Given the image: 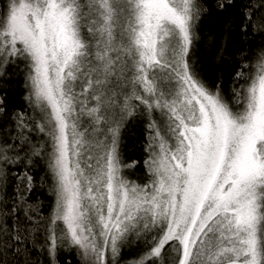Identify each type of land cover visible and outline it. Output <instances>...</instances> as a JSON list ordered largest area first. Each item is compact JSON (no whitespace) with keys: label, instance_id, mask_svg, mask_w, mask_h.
I'll use <instances>...</instances> for the list:
<instances>
[{"label":"snow or ice","instance_id":"1","mask_svg":"<svg viewBox=\"0 0 264 264\" xmlns=\"http://www.w3.org/2000/svg\"><path fill=\"white\" fill-rule=\"evenodd\" d=\"M207 11L197 0L0 6V77L24 63L37 121L33 129L13 113L15 135L0 129V264H60L59 253L73 249L80 264H160L169 250L171 264H264V0L244 4L243 26L260 46L256 63L243 66L255 71L237 72L231 100L190 57ZM233 23L226 19V34ZM137 112L150 133L144 185L124 178L118 152L121 123ZM84 115L90 124L80 131ZM45 153L52 182L43 177L42 187L54 197L47 216L30 202L27 171L11 173L8 191L10 169ZM141 245L125 260L124 249Z\"/></svg>","mask_w":264,"mask_h":264},{"label":"trees","instance_id":"2","mask_svg":"<svg viewBox=\"0 0 264 264\" xmlns=\"http://www.w3.org/2000/svg\"><path fill=\"white\" fill-rule=\"evenodd\" d=\"M7 0H0V6L4 5ZM203 4L208 11L203 13L195 26V38L193 46L190 50L191 60L195 62L196 68L209 84L223 83L225 97L229 100L232 98V86L238 71L243 70L246 73L254 72V68L243 67L244 65H254L256 56L259 52L260 37L253 36L252 29L249 26L244 28L242 23V13L244 4L248 0H235V3L228 7L225 11L216 9V0H197ZM258 2V0H257ZM232 19V31L225 33V21ZM248 32V36L244 32ZM223 48V54H221ZM27 71L24 63L21 61L16 65H9L4 76L0 77V96L5 98V106L7 112L0 114V129H9L12 135H15L16 128L10 119L13 113L24 117L30 125L37 122L33 107L30 105L26 97L30 92V85L26 84ZM243 81H241L242 83ZM239 87V84H236ZM91 106L92 103H89ZM86 121L90 122L85 115ZM120 118L119 114L115 117ZM148 119L137 112L131 117L125 116L121 123L118 139V152L123 165H134L133 167H123L124 178L130 182L139 185L148 184L151 181V174L145 164L149 159L147 146L150 142V133L148 130ZM115 127V124H112ZM105 130L107 126H104ZM26 133L31 136L32 141L38 145H42L46 141V137L40 134L38 130L25 129ZM5 135L0 131V136ZM94 139L104 140V135L94 134ZM110 139V137H109ZM48 148L46 151H50ZM34 164L25 168L19 165L10 169L11 186L8 191L11 192L16 183L15 176L11 173H23L27 171L34 177V190L30 193L32 203L41 202L39 212L43 216H47L51 211L54 197L49 195L47 186L42 187V178L48 177L47 183L50 184L51 178L47 168V155L44 158L34 157ZM140 248L133 246L132 249H124L125 260L138 258L136 254L141 251ZM175 255L171 250L165 253L164 260L160 264H171L172 257ZM41 261H46L45 256L40 257ZM58 259L60 264H67L68 260L72 264H80V258L77 256L76 250H62Z\"/></svg>","mask_w":264,"mask_h":264},{"label":"rangeland","instance_id":"3","mask_svg":"<svg viewBox=\"0 0 264 264\" xmlns=\"http://www.w3.org/2000/svg\"><path fill=\"white\" fill-rule=\"evenodd\" d=\"M77 91H79V88L77 89ZM88 106L91 107L92 105L91 106L88 105ZM88 119H89V117H88ZM80 123L82 124V127L80 128V131H84L85 128L88 127L89 124H90L89 121L88 122L86 121L85 115L80 118ZM94 137H95L94 134H92V135L89 136V139L94 140Z\"/></svg>","mask_w":264,"mask_h":264}]
</instances>
